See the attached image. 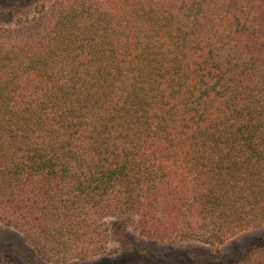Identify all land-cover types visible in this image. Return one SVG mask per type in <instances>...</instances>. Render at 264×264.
<instances>
[{
  "label": "trees",
  "instance_id": "trees-1",
  "mask_svg": "<svg viewBox=\"0 0 264 264\" xmlns=\"http://www.w3.org/2000/svg\"><path fill=\"white\" fill-rule=\"evenodd\" d=\"M35 12L0 27L1 223L54 264L108 253L111 219L217 256L264 227V0Z\"/></svg>",
  "mask_w": 264,
  "mask_h": 264
},
{
  "label": "rangeland",
  "instance_id": "rangeland-1",
  "mask_svg": "<svg viewBox=\"0 0 264 264\" xmlns=\"http://www.w3.org/2000/svg\"><path fill=\"white\" fill-rule=\"evenodd\" d=\"M50 6L54 0H0V27H14L20 18L35 16L36 5ZM109 251L87 260L62 264H225L242 257L250 247L264 243V227L246 230L220 246L198 241L145 238L133 226L111 219ZM0 264H54L44 260L13 227L0 222Z\"/></svg>",
  "mask_w": 264,
  "mask_h": 264
}]
</instances>
